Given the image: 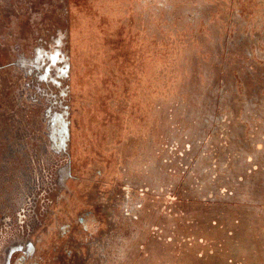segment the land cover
<instances>
[{
    "label": "rangeland",
    "instance_id": "374dc122",
    "mask_svg": "<svg viewBox=\"0 0 264 264\" xmlns=\"http://www.w3.org/2000/svg\"><path fill=\"white\" fill-rule=\"evenodd\" d=\"M235 34L264 38V0H0V264H11L21 253L37 254L52 240L80 204L92 165L115 177L117 152L134 159L140 146H148L165 167L166 176L152 165L149 179L154 187L167 182L157 215L162 229L170 226L175 233L160 231L150 251L131 255L130 264H246L249 258L240 254L250 250L256 255L251 260L264 264L262 232L232 237L238 242L233 245L217 235L215 219L207 225L201 218L200 228L191 229L183 211L186 196L181 188L170 190L183 170L175 165L169 171L164 157L173 155L177 126L170 125L168 107L180 110L177 95L200 86L193 84L202 76L197 65L216 56L220 38ZM263 48L264 41L253 44L256 61ZM56 50L68 63V77L59 86L52 77L64 62L51 65L48 58ZM63 105L70 140L57 152L50 120ZM186 119L193 120V113ZM29 197L36 203L28 209ZM22 205L35 220L27 217L20 225L15 214ZM255 225L262 231L264 218ZM248 227L254 230L251 221ZM192 236L197 239L189 242Z\"/></svg>",
    "mask_w": 264,
    "mask_h": 264
},
{
    "label": "trees",
    "instance_id": "16d2710c",
    "mask_svg": "<svg viewBox=\"0 0 264 264\" xmlns=\"http://www.w3.org/2000/svg\"><path fill=\"white\" fill-rule=\"evenodd\" d=\"M256 36L220 38L216 56L196 67L202 72L193 82L195 86L200 84L198 90L177 95L180 110L176 105L167 110L173 119L170 125H177L173 155H166L167 169L178 165L183 170L180 178L173 177L170 190L179 193L181 188L179 194L186 196L183 211L192 230L200 228L201 218L207 225L215 219L217 235L222 234L233 245L238 242L232 237L250 235L255 230L264 233L255 225L264 218V48L258 52L260 62L252 49L264 38ZM205 67H209L206 72L202 71ZM191 113L194 119L187 121ZM197 191L203 195L198 196ZM249 221L254 230L247 228ZM170 233L175 231L171 229ZM194 239L192 236L189 242ZM247 241L251 242L248 237ZM261 254L264 262V246ZM240 256L249 258L246 264H258L251 260L256 256L251 250Z\"/></svg>",
    "mask_w": 264,
    "mask_h": 264
},
{
    "label": "flooded vegetation",
    "instance_id": "af4514ba",
    "mask_svg": "<svg viewBox=\"0 0 264 264\" xmlns=\"http://www.w3.org/2000/svg\"><path fill=\"white\" fill-rule=\"evenodd\" d=\"M48 58L51 61L54 58L51 65L57 61L64 62L56 68L57 72L52 77L55 85L59 86L68 77V63L59 50ZM65 94V91L61 92V95ZM56 97L59 98V95ZM59 107L53 110L50 120L52 136L57 146L60 137L66 135L67 148L70 140L69 112L66 105L57 110ZM141 140V137L138 138V142ZM133 144L130 147L133 148ZM149 153L148 146L137 148L134 159L126 158L123 151L121 154L117 152L119 175L112 178L103 174L104 166L99 168L92 165L89 174H86L88 177L83 179L81 200L75 207L74 215L58 225L52 240L48 239L37 254L15 255L11 264H130L128 258L131 255L139 254L141 250L150 251V246L158 242L160 231L167 235L166 230L169 233L171 227L162 229L163 221L157 215V205L168 195L167 182H160L158 187H154L149 179L152 165L156 167L154 172L161 168L164 176L165 167ZM74 164L72 162V170ZM73 197L75 199V195ZM170 210L172 215L173 208ZM165 220L168 223L171 221L168 216Z\"/></svg>",
    "mask_w": 264,
    "mask_h": 264
},
{
    "label": "water",
    "instance_id": "95a60500",
    "mask_svg": "<svg viewBox=\"0 0 264 264\" xmlns=\"http://www.w3.org/2000/svg\"><path fill=\"white\" fill-rule=\"evenodd\" d=\"M37 53H39L38 51H37ZM51 59H53L54 60V58H51ZM51 61L52 63L54 62V61ZM45 72L43 73V75L42 76H40V78H45L46 77V75H47V73H48V71H49V66H47L46 68H45V70H44ZM52 124H53V122H52ZM50 126L52 127V125L50 124ZM52 129H51V133H50V139H51V141L53 142V147H54V149L57 151V152H59V151H65V147H66V145H65V142H66V135H64V136H61L60 137V141L58 142L59 143V145L57 144V146H56V143H54L55 142V140H54V137L52 136ZM63 135V134H62ZM33 187H35V186H33ZM27 202H28V209L29 208H32V205L34 204V203H36V201L34 200V198L33 197H29V198H27V200H26ZM33 203L32 205L30 204V203ZM33 216V214L32 215H29V212L26 214V216H25V208H24V205H22L21 206V208H19V210H18V212L15 214V220H16V222L17 223H19L20 225H23V224H25L26 223V221H27V217H32ZM34 217H35V215H34ZM33 218V217H32ZM36 218V217H35ZM33 220H35L34 218H33ZM5 222L8 224V225H10V227H11V224H10V220L8 219V220H5ZM0 236H1V228H0ZM5 239V238H4ZM1 243H2V238L0 237V247H1ZM19 247L20 246H17V247H15V249L17 248V249H19Z\"/></svg>",
    "mask_w": 264,
    "mask_h": 264
}]
</instances>
